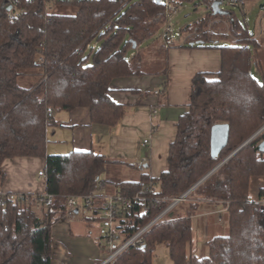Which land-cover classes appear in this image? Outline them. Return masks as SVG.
I'll return each mask as SVG.
<instances>
[{
	"label": "trees",
	"instance_id": "16d2710c",
	"mask_svg": "<svg viewBox=\"0 0 264 264\" xmlns=\"http://www.w3.org/2000/svg\"><path fill=\"white\" fill-rule=\"evenodd\" d=\"M7 1L0 0V184L5 160L43 158L44 193L54 199L42 217L34 211L36 197L27 205L3 206L0 201V264H51V226L65 217L66 198L98 190L110 161L91 151L47 155V130L57 124L56 113L76 108L88 109L92 125L113 128L118 124L126 109L110 98L111 82L165 72L157 68L166 53L159 38L141 48L160 31L163 9L157 0L54 3L75 9L74 14L65 15L51 13L47 0H18L23 12L9 20ZM227 12L215 15L210 10L193 26H186L187 30L197 26L203 32L220 19L227 23L234 40L216 45L228 37L210 33L194 39L199 47L220 50V70L213 79L205 73L192 79L190 102L169 145L167 170L156 179L144 174L138 181L117 184L124 197L145 199L115 219L120 239L129 238L150 222L169 205V199L188 191L264 126V67L257 59V43L234 12ZM39 57L43 63L37 61ZM25 77H31L33 83L27 84ZM220 123L229 125L228 142L213 158L211 128ZM263 138L264 132L194 188L187 197L194 201L177 205L187 204L184 215L173 214L177 206L173 208L147 231L141 245L129 247L115 264H152L161 244L166 246L171 264H264V213L249 191L251 179L264 176V154L256 149ZM259 196H264V187ZM201 202L221 203L227 220L226 234L206 243L208 255L203 258L189 252L192 217ZM98 211L94 204L93 213ZM93 220L98 219L86 222Z\"/></svg>",
	"mask_w": 264,
	"mask_h": 264
},
{
	"label": "crops",
	"instance_id": "0c3cea01",
	"mask_svg": "<svg viewBox=\"0 0 264 264\" xmlns=\"http://www.w3.org/2000/svg\"><path fill=\"white\" fill-rule=\"evenodd\" d=\"M260 3V0H246L239 9L242 17L240 22L256 41L257 59L264 67V16L260 12ZM213 28L217 32L216 36L225 35L216 25ZM227 37L230 41L234 40L233 36ZM194 42L190 41V46L180 45L178 41L172 42L171 47L166 49L165 64L160 69L165 70L164 73L121 77L111 82L110 98L126 109L125 115L115 127L92 125L86 108L56 113L54 118L57 124L47 130V155L91 151L107 157L110 161L108 167L125 179L116 183L102 179L104 182L97 191L100 195L112 194L119 190L118 183L138 181L144 174L153 179L158 178L168 168L169 145L175 140L176 124L190 102L192 79L198 73H205L209 79H213L220 70V50L199 47ZM252 70L255 76L259 75L256 67ZM23 81L33 83L31 77H25ZM155 91L159 93L156 95ZM155 110L156 117L153 118ZM152 127H156L155 132L151 131ZM144 140H148L147 145L143 144ZM45 165L43 158L5 160L1 165L4 180L0 190L6 193H25L32 197L44 194V179L37 174L44 170ZM125 175H131L133 179ZM263 187L264 176L252 178L250 195L253 198L259 197V190ZM193 201L188 199L185 202ZM175 209L173 214L180 215ZM223 209L225 207L221 203H200L197 214L192 217V240L189 244L191 254L195 246L201 253L199 258L206 257V243L213 237L226 234V212H221V222L217 214ZM34 211L38 217H42L45 209ZM182 211L184 213V208ZM84 212L91 213V216ZM94 217L98 220L86 222V219ZM194 222L199 228L200 240L194 238ZM99 224V213L82 208L75 219L67 220L64 217L54 222L51 226V264H100L106 251L98 234ZM200 243L202 247L199 249Z\"/></svg>",
	"mask_w": 264,
	"mask_h": 264
},
{
	"label": "built area",
	"instance_id": "2783aa9c",
	"mask_svg": "<svg viewBox=\"0 0 264 264\" xmlns=\"http://www.w3.org/2000/svg\"><path fill=\"white\" fill-rule=\"evenodd\" d=\"M58 1L69 2V1H87V0H47V8L52 9L54 3ZM132 0H125V4ZM159 5L163 9V23L161 29L158 33V38L162 45L167 49L171 47L173 41H178L180 45H188L190 41H194L202 33H210L216 35L217 32L214 30L213 25L224 24L227 26V31L224 33L226 36L231 37L227 23H224L220 19L213 20L208 27L201 32L197 26H194L191 30H187L184 27L181 31L173 32L171 26V19L178 12L181 4H178V0H157ZM200 5L205 7V11L208 12L212 10V5L214 3H219L220 7H236L240 8L243 6L246 0H198ZM7 18L13 20L18 14L22 13L23 10L18 5V0H8L7 1ZM260 12L264 16V0H260ZM50 21V20H49ZM95 44L92 45V48ZM39 63H43L44 59L39 57L37 59ZM155 91L154 94H158ZM50 112V110H49ZM153 118L156 117V110L152 113ZM152 132L156 131V127H152ZM144 145L148 144V140L143 141ZM145 160V159H144ZM39 178H44L43 171L38 172ZM99 185L98 189L100 188ZM96 190L93 193L84 196H68L66 198L67 211L65 218L67 220H73L78 216V211L82 209H87L92 211L94 204L99 206V218L100 224L98 228V234L103 242V248L106 251V255L100 264H115L117 258L124 253L129 247L141 245L143 243V237L147 231L157 222H159L169 211L175 208L180 202H185L188 200V195L190 192L184 196L178 198L169 199V205L158 215H156L150 222L141 227L132 236L127 239H120L117 236V232L114 227V222L117 216L123 213L127 208L132 206L134 203H144L145 199L139 195H135L132 198L124 197L119 190L112 194L100 195ZM30 195L25 193H6L0 190V201L3 206L6 203H15L19 205H27L31 200ZM38 199L34 209H47L53 202L54 196L51 194H42L36 197ZM255 203L259 210L264 213V196H259L255 200ZM226 212V209L218 211V221H222V213Z\"/></svg>",
	"mask_w": 264,
	"mask_h": 264
},
{
	"label": "rangeland",
	"instance_id": "374dc122",
	"mask_svg": "<svg viewBox=\"0 0 264 264\" xmlns=\"http://www.w3.org/2000/svg\"><path fill=\"white\" fill-rule=\"evenodd\" d=\"M222 10L224 11H232L234 12L235 16L237 17V19L240 21L242 19L241 17V13H240V9L233 7H226V6H222L220 7ZM51 13L54 14H67V15H72L75 13V9L72 6H67V5H56L53 6L51 9ZM206 11H205V7L201 6L198 0H193V1H182L181 6L179 7L178 12L173 16V18L171 19V26H172V31L173 32H178L181 31L184 27H186L187 25L189 26H193L196 22H198L202 17H204ZM256 16V12L254 14V17ZM216 28L221 31V32H226L227 31V26L220 24L218 26H216ZM159 33V32H158ZM158 37V34H156L153 38L146 40L142 45L141 48L145 49L147 47H150L152 44L155 43L156 39ZM230 43V40L228 38V40H221L219 42V45H228ZM149 55V54H148ZM165 64V60H163L162 62H160V64H158V69H161L162 66H164ZM19 84H21L22 86H24L25 84L22 82V80H18ZM124 177V176H123ZM122 176H119L116 173V170H113V168L111 167H107V171L106 173L101 175V179H107L110 183H116V181L119 180H123L125 178H123ZM126 178H129L130 180L133 179V177L131 175L126 176ZM250 197L255 200L256 198H253L251 195ZM184 206H186L187 204L184 203ZM183 206H177L175 211L180 213V214H184L182 211ZM84 214H86V212H84ZM90 214V215H89ZM86 215L91 216V213L87 212ZM194 238L196 239L198 237V239H201V235L199 233V228L197 226V224H195L194 222ZM205 245H203L204 247ZM202 247V243H200L199 245V249ZM193 254H195L197 257H200L201 253H199L197 251V249H195V246L193 247ZM152 264H171L170 258H169V254H168V250L166 248V246L164 244L158 245L155 249L154 252V257L152 260Z\"/></svg>",
	"mask_w": 264,
	"mask_h": 264
},
{
	"label": "water",
	"instance_id": "95a60500",
	"mask_svg": "<svg viewBox=\"0 0 264 264\" xmlns=\"http://www.w3.org/2000/svg\"><path fill=\"white\" fill-rule=\"evenodd\" d=\"M212 11L215 15H226L227 11H224L220 8L219 3H214L212 5ZM136 45L133 44V49H135ZM264 132V126H262L255 134H253L249 139H247L244 143H242L236 150H234L228 157L219 162L211 171H209L202 179H200L196 184H194L188 191H186L182 196L188 194L194 188H196L201 182H203L206 178H208L211 174H213L218 168H220L229 158H231L234 154H236L241 148L251 142L254 138H256L259 134ZM229 136V125L228 124H215L211 128L210 135V152L213 158H217L221 150L226 146L228 142ZM256 149L259 153L264 154V138L262 141L258 143Z\"/></svg>",
	"mask_w": 264,
	"mask_h": 264
}]
</instances>
